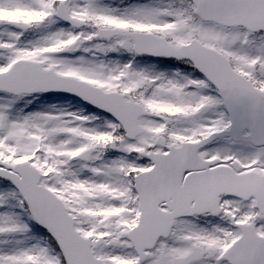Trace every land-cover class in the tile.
<instances>
[{
  "label": "snow or ice",
  "instance_id": "1",
  "mask_svg": "<svg viewBox=\"0 0 264 264\" xmlns=\"http://www.w3.org/2000/svg\"><path fill=\"white\" fill-rule=\"evenodd\" d=\"M0 264H264V0H0Z\"/></svg>",
  "mask_w": 264,
  "mask_h": 264
}]
</instances>
